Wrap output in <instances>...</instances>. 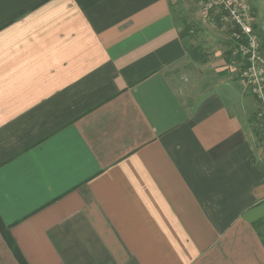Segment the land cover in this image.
<instances>
[{
    "label": "crops",
    "instance_id": "obj_1",
    "mask_svg": "<svg viewBox=\"0 0 264 264\" xmlns=\"http://www.w3.org/2000/svg\"><path fill=\"white\" fill-rule=\"evenodd\" d=\"M200 5L0 0V217L27 264H264L258 104Z\"/></svg>",
    "mask_w": 264,
    "mask_h": 264
},
{
    "label": "built area",
    "instance_id": "obj_2",
    "mask_svg": "<svg viewBox=\"0 0 264 264\" xmlns=\"http://www.w3.org/2000/svg\"><path fill=\"white\" fill-rule=\"evenodd\" d=\"M209 12L222 14V22L234 28L232 68L244 80L246 89L259 104L258 126L264 140V59L261 57V42L255 34L249 0H198Z\"/></svg>",
    "mask_w": 264,
    "mask_h": 264
},
{
    "label": "trees",
    "instance_id": "obj_3",
    "mask_svg": "<svg viewBox=\"0 0 264 264\" xmlns=\"http://www.w3.org/2000/svg\"><path fill=\"white\" fill-rule=\"evenodd\" d=\"M236 46L235 41H233V45L232 48H234ZM258 116V114H257ZM257 121H258V117H257ZM256 121V122H257ZM255 133L256 135H258L259 137V141L262 139L261 137V129L258 126V122H257V126L255 128ZM256 230L259 233V236L261 237L262 241L264 242V220H261L259 222H257L255 224ZM8 228L7 226L4 224V222L2 221L1 217H0V232L2 233V235L5 237L7 244L10 246V248L12 249L17 261L19 264H27L26 261L24 260L22 254L20 253L18 247L16 246V244L14 243V240L12 239V237L7 233Z\"/></svg>",
    "mask_w": 264,
    "mask_h": 264
},
{
    "label": "rangeland",
    "instance_id": "obj_4",
    "mask_svg": "<svg viewBox=\"0 0 264 264\" xmlns=\"http://www.w3.org/2000/svg\"><path fill=\"white\" fill-rule=\"evenodd\" d=\"M250 1V6H251V13H252V16H253V7H252V3H251V1L252 0H249ZM259 5V4H258ZM200 7H201V10L204 12L205 10H204V8H203V6L202 5H200ZM259 7L261 8V9H263V6L261 5H259ZM181 15V14H180ZM211 15H213V16H211ZM222 14H217L216 15V13H214V12H209V14H207L206 15V17L207 18H211V20L213 21V23H214V25H216V26H219L221 23L222 24H224L223 22H222V16H221ZM253 21H254V17H253ZM226 24V25H225ZM224 25L225 26H227V27H231L232 28V31H235L234 30V28H233V26H231L230 24H227V23H225ZM264 26V22H262V23H259V26L261 27V26ZM253 27H254V31H255V34L259 37V39H260V42H261V38H260V36H259V33H258V31H257V29H256V23H255V21L253 22ZM262 47V46H261ZM260 54H261V57L263 58V56H262V53H261V49H260ZM264 59V58H263ZM230 65H232V64H230ZM234 73H238L236 70L234 71ZM239 76H240V74H239ZM252 97H254L252 94H250ZM255 100H256V98H254ZM253 100V99H252ZM256 102H257V100H256ZM257 104H258V102H257ZM258 110V112H259V104H258V109H257V107H256V111ZM258 117V116H257ZM255 121H256V119H255ZM258 122V121H257ZM258 139V140H257ZM256 139V147H257V149H258V151H260V153H261V151H263L264 152V140L263 139H261L260 141H259V137ZM261 155H262V153H261ZM264 155V154H263ZM263 163V162H262Z\"/></svg>",
    "mask_w": 264,
    "mask_h": 264
}]
</instances>
